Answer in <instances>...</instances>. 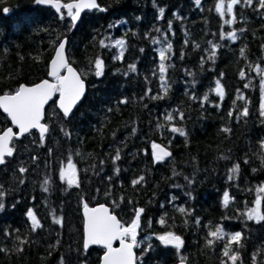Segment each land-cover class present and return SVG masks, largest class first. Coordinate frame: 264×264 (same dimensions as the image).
<instances>
[{
  "label": "trees",
  "instance_id": "1",
  "mask_svg": "<svg viewBox=\"0 0 264 264\" xmlns=\"http://www.w3.org/2000/svg\"><path fill=\"white\" fill-rule=\"evenodd\" d=\"M97 2L73 27L65 11L0 0V95L47 79L64 38L86 83L69 117L51 103L46 137L14 141L0 167V264H99L104 251L83 245L85 204L107 206L124 226L139 215L138 264H232L223 253L237 232L236 264H264V221L247 217L257 201L264 214V9L258 0H241L231 13L224 0L223 15L220 0ZM120 40L121 52L111 44ZM9 126L0 111V132ZM153 144L171 156L157 162ZM68 163L79 186L61 179ZM29 211L41 227L33 229ZM217 229L220 237L209 235ZM169 233L181 238L180 248L161 243Z\"/></svg>",
  "mask_w": 264,
  "mask_h": 264
},
{
  "label": "snow or ice",
  "instance_id": "2",
  "mask_svg": "<svg viewBox=\"0 0 264 264\" xmlns=\"http://www.w3.org/2000/svg\"><path fill=\"white\" fill-rule=\"evenodd\" d=\"M37 4H47L53 3V6L59 12L61 8L67 9V16L71 18L73 22L78 21L81 15V11L85 8L96 9L99 6L96 3V0H78L75 3L60 4L59 2H54V0H35ZM196 4L199 5L201 0H195ZM241 0H230V3L227 5V11L231 13L233 11V6L240 3ZM243 2L249 6L253 4V0H243ZM259 6L264 9V0H258ZM75 9V11H73ZM224 9V0H220V3L217 7V11L223 15ZM104 11V9H100ZM235 20V16L232 17ZM229 23L231 21H225ZM231 39H236V33L233 32L230 34ZM65 43L61 42L59 45L58 51L56 52V58L52 61L51 65V75L54 78V82L50 83L45 80L33 87H24L22 86L19 91L13 95H4L0 96V108L4 110L10 117L12 122L18 127L19 133L23 134L29 132L31 129H38L41 139H43L44 134L47 132V127L41 123L43 118V109L45 104L56 94L59 95V107L63 111L65 117H67L73 107L80 101L85 92V84L80 78V76L73 70L72 67L68 66L64 52H65ZM103 44V42H101ZM121 48L124 45V41L120 40L116 42ZM171 48V45L168 46ZM165 53L162 50L160 53V60L164 61ZM133 71H135L134 66H130ZM96 75L101 76L103 74V61L98 59L95 62ZM66 71V75L61 76V71ZM159 70L161 73L165 72V64L162 62L159 65ZM244 73L241 72L243 77ZM264 76V72L261 73ZM161 86H164L163 77H161ZM247 87V85H245ZM217 95L223 98L224 92L223 88L219 85L217 81V87L215 89ZM207 97H205V100ZM231 115V113H229ZM242 115L247 116V108L243 109ZM264 115V112H262ZM180 118L183 119L182 114ZM167 119L171 121L172 116H168ZM172 132H179L180 135H186L181 129L176 127L171 128ZM225 131H229L225 129ZM14 133L11 128L5 131L0 135V165L6 163V157H11L13 155V147H10ZM261 147L264 148V141H261ZM154 149H159V151L154 153L155 160L157 162H162L166 157L171 156V153L161 148L157 144H153ZM120 156L117 154L115 160H119ZM238 165L233 168V172L238 169ZM26 169L21 168L20 172H24ZM61 179L65 180L69 186L76 184V174L74 166L71 163H68L65 172L61 173ZM144 180V177L141 176L139 179L134 180L133 184H139ZM47 191V188H45ZM264 191V189H261ZM2 195V193H0ZM229 202V195L225 193L224 195V204L227 206ZM257 207L251 209L247 213L249 220L255 219L257 222L264 221V214L260 213L259 210V201L256 202ZM4 205L0 203V210H2ZM85 207V215L87 217V239L84 244L85 249L89 245L102 244L105 249H107L106 254L103 256V264H134L135 257L133 254V248L137 246V229L139 228V215H137L134 221L130 226H124L115 215L109 213L108 208L106 207H97V208H88L87 204ZM143 209H139V213H143ZM181 212H184L185 209L181 208ZM27 215L31 218L32 227L36 229L41 227L39 221L37 220L35 214L32 211H29ZM62 221L57 219L56 223H61ZM222 229H217L209 233L212 237H220ZM159 239L166 245H174L176 248H180L183 244V241L179 236H175L171 233L160 236ZM242 239V234L237 232L230 236L229 242L225 244V250L223 255L228 257L232 264H236L238 259V253L231 251V243L235 242L240 243ZM119 240L120 247L113 248V242ZM130 241V242H129ZM213 241L209 240V244H212Z\"/></svg>",
  "mask_w": 264,
  "mask_h": 264
},
{
  "label": "water",
  "instance_id": "3",
  "mask_svg": "<svg viewBox=\"0 0 264 264\" xmlns=\"http://www.w3.org/2000/svg\"><path fill=\"white\" fill-rule=\"evenodd\" d=\"M54 2H59L60 4H67V3H63V2H61V1H57V0H54ZM75 2H78V0H75V1H71V2H68V3H75ZM96 3H97V5H98V2H97V0H96ZM39 5H42V6H46V7H49V8H51L54 12H56V13H60V12H62V11H65V12H67V9L66 8H61L60 9V11L58 12L57 10H56V8L53 6V3H47V4H39ZM99 8V7H98ZM98 8H96V9H88V8H85V9H83L82 11H81V15H80V18L78 19V21H76V22H73L72 20V24H73V27H75L78 23H79V21H80V19H81V16L85 13V12H89V11H95V10H97ZM73 11H75V9L73 10ZM61 42H66L65 43V52H64V56H65V60H66V62H67V64H68V66H70V67H72L73 68V70L80 76V74H79V72L73 67V65H71L70 63H69V61H68V57H67V53H66V49H67V39L66 38H64ZM61 42L57 45V47H56V49H55V52H54V54H53V56H52V58H51V60L49 61V64H48V77H47V79H44V80H42V81H40V82H38V83H36V84H33V85H24V84H22V85H20L19 87H18V89H17V91H19V89L22 87V86H24V87H33V86H35V85H37V84H39V83H41V82H43V81H45V80H47V81H49L50 83H52V82H54V78L52 77V75H51V65H52V61L56 58V52L58 51V48H59V45L61 44ZM60 75L61 76H63V75H66V71H61L60 72ZM80 78H81V76H80ZM82 79V78H81ZM82 81H83V79H82ZM84 82V81H83ZM84 84H85V92H84V95L82 96V98L80 99V101L73 107V109H72V111H71V113L74 111V109L76 108V106L83 100V98H84V96H85V94H86V83L84 82ZM16 91V92H17ZM16 92H14V93H12V94H3V95H0V96H4V95H13V94H15ZM55 103V106H56V108H57V110L64 116V114H63V111L60 109V107H59V95L58 94H56V95H54L46 104H45V106H44V109H43V118H42V120H41V123L42 124H44L45 125V123H44V120H45V111H46V109H47V107L51 104V103ZM0 111L7 117V119L9 120V122H10V126L9 127H7L6 129H4L2 132H0V135H2L5 131H7L9 128H11L12 129V131H13V133H14V135H13V137H12V140H11V143H10V147H12V143L14 142V141H20L23 137H25V136H27V135H29L30 133H32V132H36L39 136H40V133H39V130L38 129H31L29 132H25V133H23V134H20L19 133V129H18V127L12 122V120H11V117L6 113V112H4V110L2 109V108H0ZM71 113L67 116V117H69L70 115H71ZM65 117V116H64ZM46 126V125H45ZM47 127V126H46ZM47 133H48V127H47V132L44 134V137H46V135H47ZM41 137V136H40ZM43 137V138H44ZM160 146V145H159ZM161 148H163L162 146H160ZM163 149H165V148H163ZM166 150V149H165ZM152 151H153V154L155 153V152H157V151H159V149H152ZM167 151V150H166ZM6 158H9V157H6ZM5 158V159H6ZM167 158V157H166ZM2 165H0V167H1ZM101 206H103V207H106V208H108L107 206H105V205H99V206H94V207H90V206H88V208H97V207H101ZM108 210H109V213L111 214V215H113L112 213H111V211H110V209L108 208ZM85 207L84 208H82V211H81V215H82V219H83V245L85 244V242H86V239H87V217H86V215H85ZM118 219V218H117ZM161 243L162 244H164L162 241H161ZM164 245H166V244H164ZM167 246H170V247H175L174 245H167ZM120 247V242H119V240H116V241H114L113 242V248H119ZM92 248H99V249H101V250H103L104 251V254H103V256L106 254V252H107V249H105L104 248V246L102 245V244H94V245H89V247L87 248V249H85V247H84V249H85V251H88L89 249H92ZM133 254H134V257H135V261H134V264H137V255H136V253H135V247L133 248ZM103 256H102V258H101V260H100V263L99 264H103ZM177 264H185L184 262H182V261H180L179 263H177Z\"/></svg>",
  "mask_w": 264,
  "mask_h": 264
},
{
  "label": "rangeland",
  "instance_id": "4",
  "mask_svg": "<svg viewBox=\"0 0 264 264\" xmlns=\"http://www.w3.org/2000/svg\"><path fill=\"white\" fill-rule=\"evenodd\" d=\"M116 42H117V41H113L111 44H112V46H114V47L117 49V51H120V52H121V50L123 49V47L121 48ZM262 77H263V78H262V83H263V103H264V76H262ZM66 168H67V167H66ZM66 168L63 169L62 173L65 172ZM73 185H74V184H73ZM129 242H130V241H129Z\"/></svg>",
  "mask_w": 264,
  "mask_h": 264
},
{
  "label": "flooded vegetation",
  "instance_id": "5",
  "mask_svg": "<svg viewBox=\"0 0 264 264\" xmlns=\"http://www.w3.org/2000/svg\"><path fill=\"white\" fill-rule=\"evenodd\" d=\"M13 143H14V142H13ZM13 143H12V145H13ZM9 158H10V157H9ZM6 159H8V158H6ZM2 166H3V165H2ZM2 166H1V167H2Z\"/></svg>",
  "mask_w": 264,
  "mask_h": 264
}]
</instances>
